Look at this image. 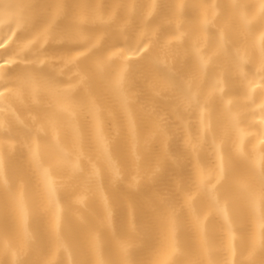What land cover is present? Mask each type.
Instances as JSON below:
<instances>
[{"label": "bare ground", "instance_id": "1", "mask_svg": "<svg viewBox=\"0 0 264 264\" xmlns=\"http://www.w3.org/2000/svg\"><path fill=\"white\" fill-rule=\"evenodd\" d=\"M110 17L127 78L89 84L80 45ZM262 17L264 0H0V264H113L125 239L139 264L245 259L240 234L261 232L242 194L264 167ZM37 67L56 83L18 90Z\"/></svg>", "mask_w": 264, "mask_h": 264}, {"label": "snow or ice", "instance_id": "2", "mask_svg": "<svg viewBox=\"0 0 264 264\" xmlns=\"http://www.w3.org/2000/svg\"><path fill=\"white\" fill-rule=\"evenodd\" d=\"M16 8L20 10H25L29 6L28 5H15ZM264 19V17H262ZM111 21L113 28L111 30L104 29L100 34H91L87 40H85L81 45L82 51H79V56L84 57L83 60L79 61L78 67L80 71L83 73L85 82L91 84L93 83L98 74H104L109 78L115 77L116 82L118 84H122L126 81V70L121 69L118 72L113 71L112 65L114 61L112 60V56L107 54V50L111 45V41L120 34V25L119 22L113 19L112 17L109 18ZM31 23V18L27 16L25 13L24 16L18 20V24H21L24 28H27L28 25ZM55 24V19L52 16H49L47 20L44 22L43 31L47 32L50 28H53ZM85 30L87 31V26L85 25ZM33 41L29 40L28 43L25 44L27 48L29 44ZM87 53V55H86ZM158 70L163 74L165 79L173 82L178 83L176 74L170 71L167 67L159 66ZM16 79L20 82L16 85L18 90H23L28 94H31L34 89L32 87H25V84L29 85H45V86H52L56 81L45 74V71L42 67H37L33 70H25L18 74ZM3 95V93H0ZM40 95L43 97V91L40 92ZM11 122L7 125L3 122H0V135L7 134L11 131ZM250 163V166H253ZM0 166H2V161H0ZM260 176L262 178L261 184L259 187L258 193H243L242 199L243 202L247 205L249 209L253 212L255 210L257 202L260 205L261 211V232L257 237L254 232L251 233H244L242 232L239 237V244L243 250V253H246L245 259H242L238 262V264H264V167L260 169ZM231 180L232 174L226 172L223 177V185H222V194L223 198L226 203H232V188H231ZM219 183V181H218ZM193 197H189V200H192ZM237 238L233 237L235 241ZM122 248L124 249L125 258L121 260L114 261L113 264H139V262L135 261L131 258V252L129 251V246L127 239L122 242ZM234 250V248H233ZM180 253H177L179 256ZM12 264H35V262L27 260V259H19L12 262ZM45 264H52L51 261L45 262ZM100 264H105V262H100ZM173 264H183V262L177 258L173 261ZM198 264H216V262L212 260L208 261H200ZM233 264H237V262H233Z\"/></svg>", "mask_w": 264, "mask_h": 264}]
</instances>
